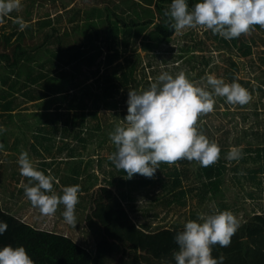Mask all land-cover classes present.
I'll use <instances>...</instances> for the list:
<instances>
[{
    "label": "trees",
    "instance_id": "trees-1",
    "mask_svg": "<svg viewBox=\"0 0 264 264\" xmlns=\"http://www.w3.org/2000/svg\"><path fill=\"white\" fill-rule=\"evenodd\" d=\"M104 1L105 6H96L86 11L83 19L80 13L71 14L70 22L76 20L72 31L79 37L67 41L56 37L54 41L59 46L48 50L49 53L45 52V58L41 56V48L50 41L49 36L55 35L56 28L52 32L44 33L42 43H34L35 33L32 32V26L23 31L17 29L9 35L4 32L0 36V46L3 48L0 58L5 61L8 69L0 75V127H7L3 134L0 133V144L4 146L2 150H12L18 155L27 151L38 170L44 171L45 175L51 170V174L59 180V184L54 183V188L58 190L61 185H80L78 196L86 193V197L90 199L88 205L84 206L85 223L90 229L95 247L91 251L69 236L35 228L16 218L9 207L4 208L0 203V220L8 224L7 231L0 235V249L7 245L13 248L24 246L35 264H176L173 254L179 250V246L174 237L183 231L187 221L197 219L183 217L178 206L184 207L186 200L192 197L198 202L206 199L213 201L219 211L228 210L229 204L220 198L223 196L222 187L229 164L233 165L231 168L236 173L233 176L239 185L244 187L247 182L254 187L255 190H250L246 196L253 203L258 199L264 200V125L260 128L259 122V108H264V103L260 105V99L255 98L258 92L264 96V89L261 84L255 86L251 79L239 75L242 64L233 56L252 55L255 41L243 34L239 38L225 40L218 34L213 35L211 30L208 31L209 36L216 40L214 46L217 50L229 52L228 64L223 72L225 82L236 81L252 94V100L248 104L234 105L242 110L240 114L246 121L250 120L248 108L252 104L257 120L254 121L256 128L250 125L249 132L244 135L249 144L243 147L241 163L228 161L226 156L229 149L220 145V159L209 167L205 168L196 161L183 159L171 166L161 163L154 178L136 174L128 179L127 173L118 170L108 156L105 158L108 160V169L100 163L104 183L89 194L90 188L94 186L89 181L98 178L94 172L88 171L91 157L85 160L83 155L99 154L103 148H109L111 155L116 149L109 133L117 124H124L115 120L119 115L117 111L112 115L100 114L99 110H117L123 100L120 94H128L129 89L141 91L150 87L158 75L155 69L152 76L148 75V67H152L153 60L158 57L159 46L169 42L176 32L168 26V18L164 15L172 0H122L128 10L123 9L119 13L112 9L110 0ZM188 1L190 10L200 2ZM157 12L160 20H156ZM52 21L51 18L40 20L37 31H43ZM14 34L17 36L13 41ZM70 40L73 42L69 43ZM140 48L151 52L147 55V62L142 57ZM191 50L188 45L182 46L178 59L184 58ZM200 50L203 48L200 47ZM104 51L106 55L101 61L104 68L95 79L96 88L101 91L96 96H93L90 85L80 95L66 89L54 109L44 113L45 119L41 117L15 124L16 118L21 116L15 111L16 96L22 95L30 101L49 96V89L43 91L38 85L41 88L49 87L55 78L51 75L53 67L63 69L67 66L75 68L81 63L91 65ZM190 56L195 59L198 57L195 53ZM191 58L187 59L190 63ZM201 58L204 60L202 64L207 67L211 58L206 55ZM261 61L264 63V56H261ZM176 68L180 70L181 66ZM100 70L99 66L93 72L96 74ZM61 72L65 73L63 70ZM22 73H25V78L20 81ZM208 90L211 91L210 88ZM98 95L102 103L97 98ZM86 96L93 100V105L86 101ZM226 104L227 108L233 106L227 102ZM201 119L202 116L198 121L199 130L210 141L215 142L214 132L208 129L206 123H200ZM11 126L17 131L12 141L9 139L10 134L15 130L9 129ZM29 134L32 135V140ZM70 136L76 143L60 147L56 145L58 137L68 139ZM90 146L95 147L93 152H86ZM53 148L59 154L67 149V153L63 157L55 156ZM240 164L244 166L241 167ZM193 166L197 168L192 170ZM240 171L242 175L239 176L237 172ZM146 192L149 198L147 200L151 203L138 205V195ZM149 194L153 195L150 197ZM255 203L252 216L241 224L232 237L231 245L225 248L219 245L213 247L212 256L218 258L223 255V264H264V203ZM162 210H165L163 214L160 213ZM175 213H178V217L173 220L171 215Z\"/></svg>",
    "mask_w": 264,
    "mask_h": 264
},
{
    "label": "clouds",
    "instance_id": "clouds-1",
    "mask_svg": "<svg viewBox=\"0 0 264 264\" xmlns=\"http://www.w3.org/2000/svg\"><path fill=\"white\" fill-rule=\"evenodd\" d=\"M21 8V0H0V24ZM164 15L168 18V26L177 32L200 27L232 40L249 34L257 25L264 29V0H200L192 10H189L187 0H172ZM13 22L21 31L29 26L22 17L14 18ZM203 79L206 84L200 86L183 70L175 76L165 71L147 90L129 89L124 124H117L109 133L116 149L109 160L118 170L126 172L128 179L136 174L154 178L161 163L171 166L186 159L206 168L219 161L220 146L199 130L198 121L201 116L214 111L216 97L242 106L252 100V94L240 83H226L215 74H206ZM0 131L6 129L0 127ZM3 147L0 144V149ZM243 156V148L234 146L226 159L238 161ZM18 164L20 175L28 178L27 183L21 181L20 187L31 206L37 208L42 217H50L63 205L65 223L75 228L80 185L63 187L62 195L58 194L53 188L59 180L51 170L47 175L38 170L27 151L20 153ZM240 227L239 218L231 210H218L212 215L198 214L196 220L187 221L183 231L174 237L179 246L173 254L176 264H223V255L212 256L213 247H229ZM7 229V222L0 220V235ZM0 264L35 262L24 246L7 245L0 249Z\"/></svg>",
    "mask_w": 264,
    "mask_h": 264
},
{
    "label": "rangeland",
    "instance_id": "rangeland-1",
    "mask_svg": "<svg viewBox=\"0 0 264 264\" xmlns=\"http://www.w3.org/2000/svg\"><path fill=\"white\" fill-rule=\"evenodd\" d=\"M21 3V10L18 12H12L9 17L5 18V22L3 24H0V36L4 32L9 35L15 32V30L20 29V26L13 22V19L16 17H22L24 21L28 22L29 26H32V32L35 33L34 43H42L44 41V33L52 32L53 28H56L55 35L53 34L49 36L50 41L41 48L43 54L41 56L43 58H45V52L49 53L48 50L56 49L59 46L58 42L54 41L56 37H59V39L62 38L66 41L67 39H76V37H79L72 31V26L74 25V23L76 24V20L74 19L70 22L69 17L71 14L80 13L82 15L81 18L83 19L86 11L94 9V7L96 6H105L104 0H21ZM110 3L109 4L111 5L112 9H114V11H117L118 13L123 9L126 11L128 10L124 6V4H122V0H110ZM187 3L189 5L188 0ZM157 16L158 18H156V20H160L158 12ZM46 18H51L53 20L52 24L46 26L43 31L38 32L37 28L39 26V21ZM208 31L209 30L200 27H197L196 29H184L180 32L176 31L169 42L161 44L159 46L158 50L160 52L157 55L158 57L153 60V66L150 68L148 67V75H153V69L157 71V75L166 71L173 76H175V74H177L179 71L183 70L187 73L190 80L198 83L200 86H204V84H206V79H203L206 77V74H215L217 78L226 80L223 77V72L224 68L228 64L227 55H229V52L223 49L217 50L216 46H214L216 40L213 37L209 36ZM16 36L17 35L15 34L12 36L13 41ZM244 36L251 40L254 39L255 43L253 42V54L249 57L233 55L234 58L242 64L241 72H239V75L242 78L251 79L255 86L257 84H261L263 86L262 88L264 89V63H262L261 61V56H264V29L260 28L259 26H255L253 31ZM0 40H2L1 37ZM72 42L73 41L71 40L69 41V43ZM187 45L191 47V52H189L188 55H185L184 58L178 59L181 47ZM200 47L203 48L202 51L200 50ZM2 49L3 48L0 46V51H2ZM140 52L142 57L145 59V62H147V55L151 52H147L142 48H140ZM191 53H195L196 56H198L196 57L197 59L191 58ZM105 55L106 51H104L101 56L96 58L95 63L91 65L81 63L80 66H77L75 68L69 66L63 69L57 66L53 67L54 70H52L51 75H53L55 78L50 82L49 87L41 88V86L39 87L38 85V88L43 91L44 89H49V96L40 100L33 101L28 100L27 97H24L22 95L16 96L17 106L15 107V111H17V114L20 113L21 116L19 118H16L15 124L21 123V121L23 120L34 121L37 118L41 117V119H45L44 113L52 111L54 109L55 104L63 96L66 89L78 92V94L80 95L85 93L86 87L90 85L93 96H96V93L100 92L101 90L96 88L95 79L104 68V65L103 63H101V61L103 60ZM202 55H206V57L211 58L210 64L207 67L202 64V61H204L203 58H201ZM188 58H191L192 63L187 60ZM4 63L5 61L1 60L0 58V75L2 73H6L8 70ZM98 65L100 66L101 70L100 72L94 74L93 71H95L97 67H99ZM179 65L181 66L180 70L176 68ZM61 70H63L65 73L61 74ZM24 78L25 73H22L19 79L20 81H23ZM34 87L36 88L37 85H35ZM0 88H2L1 84ZM260 94L261 93L258 92L255 98L260 99L259 104L261 105L264 103V96ZM120 97L121 99H123L120 102V108H117V110L100 109L99 113H110L113 115L115 111H117L116 113H119V115L116 118L114 116L113 117L115 118V120L117 119L119 120V122L124 123L123 119L127 115L128 108V94H120ZM97 98L99 99L100 103L103 102L100 95H98ZM86 101H88L89 104L91 103L93 105V100L89 97H87ZM248 109L250 120L248 119L245 121L240 114V112H242L241 109H237L234 105L230 108H227L226 98L216 97L214 111L202 116L200 123H206L208 125V129L211 130V132H214L215 142L219 146L222 145L229 150L234 146L243 148L248 146L249 144L247 139L245 140L244 135L246 134V132H249L250 125L256 128L254 121H257L256 115L254 114V106L251 104V107H249ZM259 111V122L261 123L260 128H262L264 125V108H259ZM123 113H126V115H124ZM4 127V129L7 130V127ZM9 129L15 130V127L11 126L9 127ZM4 132L5 131H0L1 134H3ZM16 133L17 131L15 130L13 134H10L11 136L9 139L11 141L14 139ZM247 138L249 139V137ZM30 139H33L32 135H30ZM236 142H238V144H236ZM74 143L76 142L71 138V136L68 139L58 137L56 145L60 147L66 144L70 145ZM94 148L95 147L90 146V148H88L86 152H93ZM53 151L54 153H56L55 156L58 157H63L67 153V149H65L61 154H59V152H56V148H53ZM83 156L85 160H88L89 157H91V164L88 165V171H90L91 173L94 172L98 178H92L89 181L94 185L90 188V194L94 191V189H97L100 185H102V183H104V173L101 170L100 163H103V167L108 169V160H106L105 158L110 156L109 148L101 149L99 154H93L91 156L85 154ZM18 157L19 155L15 151H4L0 149L1 205L4 208L9 207L10 211L16 216V218L34 226L35 228L56 231L57 233L69 236L79 244L87 247L92 251L95 247V244L93 237L89 232L90 229L85 223L86 209L84 208V206L88 205V203L90 202L89 197H86V193H82L85 198L83 196L79 197V203L76 205V207L79 206L80 208L76 209L75 212L77 217V224L75 228L65 223L62 216V213L64 211L63 205H60L58 207V210L54 216L42 217L39 213V210L31 206L30 201L24 194L23 188L20 187L21 181L27 183L28 178L20 175ZM102 159L105 160L102 161ZM237 162H240V160H238ZM240 165L241 167L244 166L242 164ZM231 167H233V165L229 164V171L226 174L225 184L222 187L223 196L220 199H225L227 204H229L228 210H231L234 214H236V216L240 220V223L242 224L243 222L248 221L252 216L251 211L253 204L255 205L256 201L264 203V200L258 199L253 203V200H250L249 197L246 196V193H248L250 190L254 191V187L249 186V183L247 182L245 183L244 187L239 185L237 183V180L233 176L236 173ZM191 168L192 170H194L195 168H197V166H193ZM13 171L15 172L13 173ZM237 174L239 176L242 175V171L237 172ZM84 178L85 177L83 176V179ZM63 187L65 186L61 185L59 190L56 188H53V190L62 195ZM114 189L117 191L116 187H114ZM147 194L148 193L146 192V194L144 195H138L136 203L138 205L150 204L151 202L147 200L149 199ZM151 195L149 194L150 197ZM192 199L188 198L184 207H178V209L181 210L183 217L192 219L193 217L197 218L198 214H215L218 210L217 205L213 204V201L211 200L206 199L203 200V202H198L195 200V198ZM164 212L165 210H162V212L160 213L163 214ZM245 241L247 242L248 240L246 239Z\"/></svg>",
    "mask_w": 264,
    "mask_h": 264
},
{
    "label": "crops",
    "instance_id": "crops-1",
    "mask_svg": "<svg viewBox=\"0 0 264 264\" xmlns=\"http://www.w3.org/2000/svg\"><path fill=\"white\" fill-rule=\"evenodd\" d=\"M65 165V164H64ZM189 199H192V198H190L189 197ZM193 200V199H192ZM176 204V203H175ZM176 206V205H175ZM178 207H181V206H178ZM175 215V216H174ZM174 215H171L172 216V219L173 220H175V219H177V217H178V213H175ZM34 227V226H33ZM75 241V240H74ZM77 242V241H76ZM78 243V242H77Z\"/></svg>",
    "mask_w": 264,
    "mask_h": 264
}]
</instances>
